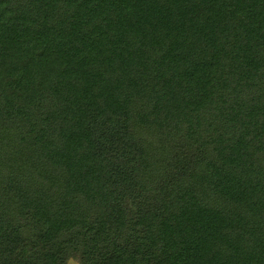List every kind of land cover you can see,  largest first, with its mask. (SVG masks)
Returning a JSON list of instances; mask_svg holds the SVG:
<instances>
[{
  "label": "trees",
  "instance_id": "obj_1",
  "mask_svg": "<svg viewBox=\"0 0 264 264\" xmlns=\"http://www.w3.org/2000/svg\"><path fill=\"white\" fill-rule=\"evenodd\" d=\"M264 264V0H0V264Z\"/></svg>",
  "mask_w": 264,
  "mask_h": 264
},
{
  "label": "rangeland",
  "instance_id": "obj_2",
  "mask_svg": "<svg viewBox=\"0 0 264 264\" xmlns=\"http://www.w3.org/2000/svg\"><path fill=\"white\" fill-rule=\"evenodd\" d=\"M68 264H77V263L74 261H70Z\"/></svg>",
  "mask_w": 264,
  "mask_h": 264
}]
</instances>
